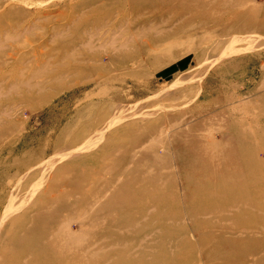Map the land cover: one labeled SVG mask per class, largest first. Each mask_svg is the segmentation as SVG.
<instances>
[{"label": "rangeland", "instance_id": "obj_1", "mask_svg": "<svg viewBox=\"0 0 264 264\" xmlns=\"http://www.w3.org/2000/svg\"><path fill=\"white\" fill-rule=\"evenodd\" d=\"M41 253L264 264V0H0V264Z\"/></svg>", "mask_w": 264, "mask_h": 264}, {"label": "bare ground", "instance_id": "obj_2", "mask_svg": "<svg viewBox=\"0 0 264 264\" xmlns=\"http://www.w3.org/2000/svg\"><path fill=\"white\" fill-rule=\"evenodd\" d=\"M134 9H136L134 7ZM137 10V9H136ZM135 13V12H134ZM235 28V27H234ZM231 30H233V28H231ZM230 31V30H229ZM227 32V31H226ZM231 32V31H230ZM11 207V205H10ZM14 207V206H13ZM22 207V206H21ZM17 208V207H16ZM20 208V207H19ZM50 231V230H49ZM61 240V239H60ZM65 240V239H64ZM55 241V240H54ZM51 242V241H49ZM53 242V240H52ZM51 242V243H52ZM62 242V241H61ZM60 242V243H61ZM50 243V244H51ZM59 243V242H58ZM59 243V244H60ZM57 243H54L53 245H55ZM59 244H58V247H59ZM63 244V243H62ZM52 245V244H51ZM76 245V244H75ZM19 249L20 251H24V252H28V253H32V252H35L37 249L41 248V244L38 243L37 239H27V241H22L19 245ZM61 247V246H60ZM54 249V248H53ZM56 249L58 250L57 246H56ZM61 249H64L63 247H61ZM62 252V251H61ZM58 253V251H57ZM56 253V254H57ZM59 254V253H58ZM74 255V254H73ZM29 257V256H28ZM49 255H47V253H41V254H38L37 258H36V263L34 264H49ZM67 261V259H66ZM24 262V261H23ZM26 262V261H25ZM67 264V263H66Z\"/></svg>", "mask_w": 264, "mask_h": 264}]
</instances>
